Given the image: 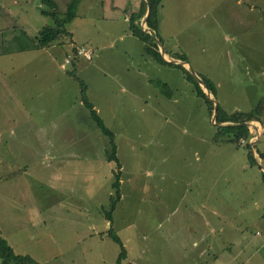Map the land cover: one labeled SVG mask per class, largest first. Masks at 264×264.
I'll use <instances>...</instances> for the list:
<instances>
[{
    "label": "rangeland",
    "instance_id": "374dc122",
    "mask_svg": "<svg viewBox=\"0 0 264 264\" xmlns=\"http://www.w3.org/2000/svg\"><path fill=\"white\" fill-rule=\"evenodd\" d=\"M218 1L217 14L222 21L204 27L199 0H180L177 8L184 17L178 21L171 17L169 21L178 27L190 23L179 36L181 44L200 60L204 53L200 47L206 40L212 41L223 55L220 60L233 67V44L244 38L242 42L250 49L255 46L254 69L261 67L264 73V4L254 0L260 5L247 11L236 6L235 0ZM243 1L247 8L251 5ZM172 2L164 0L165 7L170 8ZM17 19L15 28L10 27L17 36L15 43L27 45L32 33L22 15ZM2 37L4 43L13 42L12 37ZM255 70H249L258 80L252 84L253 94L246 100L216 96L222 110L240 102L249 111L262 99L258 97L263 83ZM16 72L19 76L26 73L22 67ZM161 75L170 85L179 87L172 74ZM10 77L12 64L0 67V106L9 118ZM155 98L149 101L155 115L147 111L142 120L138 114H130L127 130L111 131L120 164L118 200L114 187L116 163L107 159L109 137L100 130L95 139L93 135L90 140L76 139L72 148L77 154L71 158L72 148L65 144L64 130L49 132L54 145L49 149L57 157L23 158L20 149L13 148L17 162L12 161V165H28L36 209L27 214L30 218L21 217L27 215L17 210V217L8 219V244L15 253L28 255L38 264H117L120 246L107 235L110 221L104 216L115 201L112 231L126 247H133V243L138 247L144 264H191L194 260L187 257L202 250L209 252L208 264H264V163L254 161L250 166L248 160V153L256 158L253 145L255 151L264 148V132L253 145L216 143V126L205 117L201 101L189 90L182 89L180 95L174 90L173 103L158 105ZM136 118L140 124H136ZM8 143L12 154V138ZM81 148L86 153L77 157ZM201 214L202 231L196 225ZM204 217L208 219L207 235Z\"/></svg>",
    "mask_w": 264,
    "mask_h": 264
},
{
    "label": "crops",
    "instance_id": "0c3cea01",
    "mask_svg": "<svg viewBox=\"0 0 264 264\" xmlns=\"http://www.w3.org/2000/svg\"><path fill=\"white\" fill-rule=\"evenodd\" d=\"M53 1L57 12L63 14L71 0ZM260 1L264 4V0ZM179 2L180 0H173L174 5L166 8L162 0L159 7L158 29L154 37L155 40L157 37L164 46L165 53L157 45L162 58V61H158L145 53L144 43L131 33L129 26L130 19L135 14L138 17L136 22L140 24L141 29L147 33L152 32L144 24L146 0H79L75 17L65 26L67 30L65 37L43 48L36 47L32 37L37 35L42 27L53 24L52 18L42 12L46 10L44 3L41 0H37L38 5L35 0H0V67L12 64V77H10L12 117H7L8 112L2 110L0 106V117L7 125L4 127L0 123V233L7 243L10 225L8 219L16 218L17 210H21L22 214L26 215L32 211L36 212L32 204L34 203L32 194L35 192L28 182L30 175L28 165L25 162L12 165V161L17 162L13 148H19L23 158H54L57 156L52 155L53 152L49 149L54 147L49 134L51 129L57 132L64 130L65 144L71 148L72 145L75 146L76 139L90 140L92 135L95 139L96 132L100 130L91 118L89 109L81 101L79 82L73 74L86 84L89 101L103 124L114 132L128 129L130 114L136 113L142 120L146 118L147 111H150L152 116L155 115L153 105H149L151 97L156 95L154 101L158 105L173 103L174 100L171 99L174 90L180 95L182 89L189 90L201 101L200 105L204 108L205 117L215 125L212 120L213 110L210 113L208 102L197 91V87H200L211 101L201 82L212 86L215 100L216 96L222 100L224 98L246 100V97L253 94L252 84L258 83V80L249 70L251 67L255 70L252 64L257 62L255 46L250 49L249 44L242 42L244 38L233 44V58L236 61V66L233 67L220 60L223 55L217 51V45L209 40H206L199 49L200 52H204L201 59L194 58L192 53L181 44L179 38L190 23L178 27L179 24L173 26L169 21L171 17L177 21L184 17L182 11L177 8ZM199 2L204 10L200 15L202 25L204 27H208V24L219 25L222 21V17L217 14L219 1L199 0ZM235 3L236 6H243L247 11L256 9V6L260 5L254 0H248V3H251L248 8L243 5V0H235ZM21 15L23 22L29 26V32L32 33L30 43L27 45L15 43L17 36L12 31L18 23L17 18ZM32 19L34 21H30ZM2 36H9L10 39L12 37L14 43H4L6 39ZM81 46L92 50L90 60L73 54L75 47ZM179 56L182 59H179ZM66 57H70L69 63H65ZM193 59L196 61L194 62ZM190 65L195 68V74L191 73ZM18 67L25 68L26 75L19 76L16 72ZM262 70L261 67L255 70L263 83L260 89L261 97H258L259 94L255 96L264 99ZM188 72L195 81L190 78ZM160 73L172 74L174 84H178L179 87L170 85L168 78L164 75L160 76ZM181 85L183 87L180 88ZM216 102L219 105L218 101ZM211 103L213 104L212 101ZM226 111L231 113L248 110L239 102ZM253 123L256 126L254 130L259 129L254 141L256 143L264 132V116L263 123L255 120ZM136 124H140L137 118ZM7 129L9 132L6 134ZM11 138L12 154L8 143ZM1 148L5 149L2 151ZM81 149L83 150L77 157L86 153L84 148ZM252 151L256 157L254 163H264V158L257 153L264 151V148L257 151L252 148ZM65 152L68 153L67 149ZM76 154L74 148L69 152L70 158ZM202 206L203 203L201 208ZM9 213H12V216L8 215ZM21 217L30 218L28 215ZM262 218L264 220V214ZM196 225L202 231V214L197 215ZM207 226L208 219L204 217L206 235ZM123 246L126 253L121 264L145 263L142 252L137 251L138 247L134 243L133 247L132 245L126 247L124 244ZM209 256V252L202 250L197 255L187 258L194 260L191 264H208Z\"/></svg>",
    "mask_w": 264,
    "mask_h": 264
},
{
    "label": "trees",
    "instance_id": "16d2710c",
    "mask_svg": "<svg viewBox=\"0 0 264 264\" xmlns=\"http://www.w3.org/2000/svg\"><path fill=\"white\" fill-rule=\"evenodd\" d=\"M46 6V10H42L44 14L50 16L53 20L52 25H47L42 27L37 35L34 36L33 40L35 42V46L38 48H43L54 41L61 38V36L67 33L66 24L69 23L75 17V9L79 0H71L67 5L66 11L59 15L56 10V4L53 0H41ZM162 3V0H146V4L149 7V14L146 18L147 27L155 33L149 34L144 32L141 29L140 24L136 21L138 19L137 15H133L130 19V30L131 33L138 37L144 43L145 53L147 55L152 56L154 59L158 61H162L161 55L158 51L157 42L155 40L156 31L158 29V9ZM75 54V53H73ZM182 59L181 56L178 57ZM188 75L191 79L195 81L193 76L188 72ZM73 76L77 79L80 86V98L83 104L89 109L90 116L96 123V125L100 128L102 133L109 137V143L111 147V151L107 152V159L110 161H114L116 163V171L115 174V183L114 187L116 188V199H119V190L118 187L120 185V164L118 162V158L116 156V144L114 142L113 133L103 124L101 118L95 111L93 105L89 101L87 97V86L86 84L75 74ZM210 92L214 95L212 91V86L210 84H206ZM198 94L204 98L209 104L210 113L213 110V104L209 101L206 95L203 93L200 87H197ZM264 116V99H260L255 107L247 112L234 111L231 113L224 112L220 106L218 105L217 114L215 117V121L217 123H226L227 125H216V132L213 137L216 143H234L238 145V142L241 138L246 140L251 136L250 130L247 126H239L235 125L237 123H241L244 121L255 120L260 123H263ZM248 145V143H246ZM254 147V145H253ZM252 147V148H253ZM261 158H264V151L257 152ZM249 162L253 163L255 159L248 153ZM264 179V176H263ZM115 201L112 203V207L110 210L104 211V216L107 221H110V228L107 232V235L120 246V253L118 255L117 264H121V260L124 258L126 250L123 246V243L120 237L112 231V213L115 209ZM0 264H38L28 255H20L16 254L12 247L7 243L5 238L0 233Z\"/></svg>",
    "mask_w": 264,
    "mask_h": 264
},
{
    "label": "water",
    "instance_id": "95a60500",
    "mask_svg": "<svg viewBox=\"0 0 264 264\" xmlns=\"http://www.w3.org/2000/svg\"><path fill=\"white\" fill-rule=\"evenodd\" d=\"M148 14H149V7H148V5H147V10H146V14H145L146 17H145V20H144V24H145V25H146V18H147V16H148ZM144 30L147 31L146 28H144ZM148 32H149V31H148ZM149 33L153 34V32H149ZM156 42H157V45L160 46L161 51H162L163 53H165L164 48L161 47L160 41L158 40L157 37H156ZM190 71H191L192 74H195L194 71H193L191 68H190ZM201 85H202V87L206 90V92L208 93V96H209L210 100L213 102V106H214V107H213V112H212V120H213V123H214L215 125H227V123H226V124H225V123H217V122L215 121V117H216V114H217L218 104H217V102H216V100H215L213 94L207 89L206 85H205L204 83H202V82H201ZM235 125H239V126H247L248 128H250V127H253V126H254V123H253L252 121H244V122H241V123H237V124H235Z\"/></svg>",
    "mask_w": 264,
    "mask_h": 264
},
{
    "label": "built area",
    "instance_id": "2783aa9c",
    "mask_svg": "<svg viewBox=\"0 0 264 264\" xmlns=\"http://www.w3.org/2000/svg\"><path fill=\"white\" fill-rule=\"evenodd\" d=\"M75 55H78V56H82L88 60H90L92 58V50L89 49V48H86L84 46H81V47H75V51H74ZM70 62V57H66L65 59V63H69ZM255 124L253 127H250V132H251V136L249 137L248 140L244 139V138H241L238 142V144L242 145V144H245L247 142H251L252 144H254V141L256 140L255 138L257 137V133H259V129L258 130H254L255 128Z\"/></svg>",
    "mask_w": 264,
    "mask_h": 264
},
{
    "label": "bare ground",
    "instance_id": "6f19581e",
    "mask_svg": "<svg viewBox=\"0 0 264 264\" xmlns=\"http://www.w3.org/2000/svg\"><path fill=\"white\" fill-rule=\"evenodd\" d=\"M255 124V123H254Z\"/></svg>",
    "mask_w": 264,
    "mask_h": 264
}]
</instances>
